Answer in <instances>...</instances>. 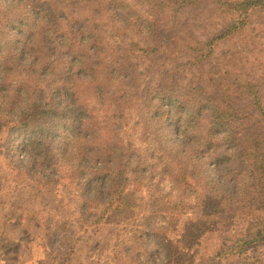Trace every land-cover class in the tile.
<instances>
[{"label": "trees", "instance_id": "trees-1", "mask_svg": "<svg viewBox=\"0 0 264 264\" xmlns=\"http://www.w3.org/2000/svg\"><path fill=\"white\" fill-rule=\"evenodd\" d=\"M0 141L125 264H264V0H0Z\"/></svg>", "mask_w": 264, "mask_h": 264}, {"label": "rangeland", "instance_id": "rangeland-1", "mask_svg": "<svg viewBox=\"0 0 264 264\" xmlns=\"http://www.w3.org/2000/svg\"><path fill=\"white\" fill-rule=\"evenodd\" d=\"M5 148L0 141V264H125L127 246L134 242L132 229L141 219L126 227L108 224L97 232L80 227L75 219L76 192L60 186L40 191L31 181L24 182L10 168ZM54 232L71 237L70 243L65 239V245L74 247L71 255L49 248ZM172 238L179 264H185L181 262L185 252L188 261L194 256V264L211 254L206 242L192 248L178 234Z\"/></svg>", "mask_w": 264, "mask_h": 264}]
</instances>
